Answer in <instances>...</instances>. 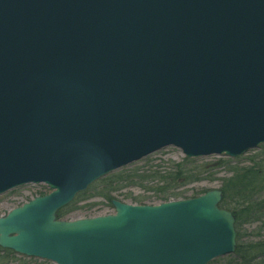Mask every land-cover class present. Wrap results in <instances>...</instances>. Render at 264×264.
Wrapping results in <instances>:
<instances>
[{"label": "water", "instance_id": "water-1", "mask_svg": "<svg viewBox=\"0 0 264 264\" xmlns=\"http://www.w3.org/2000/svg\"><path fill=\"white\" fill-rule=\"evenodd\" d=\"M264 145V0H0V247L55 264H210L237 247L223 192L60 220L100 179L169 147Z\"/></svg>", "mask_w": 264, "mask_h": 264}, {"label": "trees", "instance_id": "trees-1", "mask_svg": "<svg viewBox=\"0 0 264 264\" xmlns=\"http://www.w3.org/2000/svg\"><path fill=\"white\" fill-rule=\"evenodd\" d=\"M259 152L243 160L236 159H186L180 162L169 161L168 167L146 163L143 166L124 168L115 172L79 194L74 202L58 213L59 219L78 211V205L90 197H101L113 208L114 200L125 202L129 199L137 205H153L172 200L188 199L201 196L208 189L194 191L189 195L184 188L204 181L219 180V172L226 176L221 180L223 200L222 209L233 213L236 219L237 247L235 254L223 264H264V239H261L262 228L251 229L255 224L264 227V145ZM152 184L148 189L146 185ZM131 189H139L152 196L125 193ZM92 190H98L91 194ZM40 195H44L41 193ZM123 198V200H122ZM29 260V261H27ZM217 261H215L216 263ZM0 264H44L39 260L27 259L16 255L13 251L0 247ZM213 264V263H212Z\"/></svg>", "mask_w": 264, "mask_h": 264}, {"label": "rangeland", "instance_id": "rangeland-1", "mask_svg": "<svg viewBox=\"0 0 264 264\" xmlns=\"http://www.w3.org/2000/svg\"><path fill=\"white\" fill-rule=\"evenodd\" d=\"M259 149L250 151L248 154L243 156V160L249 158L250 156L256 155L259 151ZM184 158V155L180 149L169 147L166 149H163L155 154H152L151 156L144 158L143 160L133 164L135 166H143L146 163H150L153 166H160L161 170L166 169L168 167L169 161L173 160L175 162H180ZM209 159H220L217 156H212ZM133 165L131 167H133ZM219 180L215 182H201L193 184L189 187H186L183 189V191H188L189 195H193L194 191H199L201 189H208V190H215L221 188L222 182L220 179L226 176L224 171L219 172ZM148 189L152 188V184L146 185ZM98 190H92L91 194L96 193ZM50 190L48 187L44 184L39 185H27L24 187H20L17 189H14L12 191L7 192L6 194L0 196V217L6 216L11 210L27 203L28 201L34 199L37 196H40L41 193L48 194ZM125 193H133L134 195H147L152 196L153 193L149 192L146 193L139 189H131L128 190V192ZM123 200V198H122ZM125 203L132 204L134 203L127 199L125 200ZM158 204V203H156ZM78 207L80 209L72 214H70L67 219L70 220H77V219H86V218H92V217H99V216H106L111 215L115 213V209L109 206L107 201L101 197H90L86 200H83ZM257 227L262 228L261 239H264V227L258 224H255L251 227V229ZM231 256H226L223 258H220L217 260V262L213 264H223L228 259H230ZM29 261V260H27ZM42 261V260H41ZM44 264H55L53 262L45 261Z\"/></svg>", "mask_w": 264, "mask_h": 264}]
</instances>
